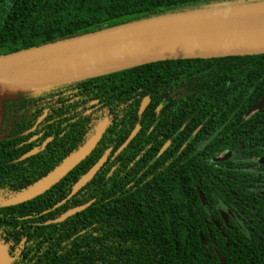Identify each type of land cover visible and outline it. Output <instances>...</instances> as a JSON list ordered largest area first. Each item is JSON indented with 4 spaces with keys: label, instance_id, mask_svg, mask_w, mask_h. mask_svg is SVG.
Segmentation results:
<instances>
[{
    "label": "trees",
    "instance_id": "obj_1",
    "mask_svg": "<svg viewBox=\"0 0 264 264\" xmlns=\"http://www.w3.org/2000/svg\"><path fill=\"white\" fill-rule=\"evenodd\" d=\"M260 2L264 0H0V55L168 15ZM263 96L264 55H256L155 62L3 98L2 119L11 103L16 125L24 121L15 119L21 110L27 127L46 111L38 125L42 131L72 128L68 115L75 107L92 110L87 138L103 116L109 120L96 147L70 176L32 200L0 206V243L11 264H219L214 248L226 264H264V196L246 190L248 186L264 190V164L256 161L264 158V106L244 122L256 125L248 127L253 133L247 144L216 145L215 152L209 145L200 147L209 156L198 163L195 187L206 204L225 203L231 211L228 225L219 229L205 223L206 209L195 188L180 179L177 167L158 163L166 153L148 169L142 158L129 160L144 155L151 133L176 130L180 113L190 117L188 125L206 129L215 117L235 116V109L248 112ZM144 97L150 102L139 115ZM158 106L162 110L156 113ZM135 126H140L139 132L119 158L112 159ZM53 139L59 140L54 135ZM223 149L234 152L230 165L239 168L227 178L219 176L218 163L215 169V162L208 160ZM103 155L107 161L94 178L56 207ZM246 156L247 166L260 169L245 172ZM39 180L0 178V199H9ZM15 186L19 189L11 191ZM85 205L66 220L51 223ZM209 212L219 219L217 211ZM41 218L49 223L34 226Z\"/></svg>",
    "mask_w": 264,
    "mask_h": 264
},
{
    "label": "water",
    "instance_id": "obj_2",
    "mask_svg": "<svg viewBox=\"0 0 264 264\" xmlns=\"http://www.w3.org/2000/svg\"><path fill=\"white\" fill-rule=\"evenodd\" d=\"M263 9L264 2H260L178 13L0 55V128L2 99L13 95L50 89L155 62L264 55V18L259 23L232 18L234 14ZM191 19L211 20L213 23L200 27L173 25ZM164 25L170 27L164 30H148L153 26ZM149 101L148 97L142 99L139 105L140 114ZM263 106L264 96L252 108L250 115L257 113ZM45 115L39 117L36 123H40ZM107 125L108 119H102L79 149L45 177L4 201L1 206L24 203L50 189L92 152ZM137 132L138 127L130 133L118 151L125 148ZM36 152L32 151L28 155ZM106 160L107 156H102L80 177L62 203L85 187ZM259 163H264V158L259 159ZM261 194L264 196V192ZM199 198L203 204L204 198L201 193ZM86 206L72 208L53 222H62ZM221 215L227 223L226 215L224 213ZM215 225L218 228V224ZM199 238L201 244L205 245L206 239L201 234ZM214 253L219 264H226L216 248ZM0 264H11L8 250L1 243Z\"/></svg>",
    "mask_w": 264,
    "mask_h": 264
},
{
    "label": "flooded vegetation",
    "instance_id": "obj_3",
    "mask_svg": "<svg viewBox=\"0 0 264 264\" xmlns=\"http://www.w3.org/2000/svg\"><path fill=\"white\" fill-rule=\"evenodd\" d=\"M10 105L11 103L7 104L4 109L1 123L2 131H0V150L3 152L0 155V178H3V180L9 179L23 182L25 179H42L89 139L87 138V116L91 114L92 110H83V108L78 107L71 108L68 118L71 124L74 125L72 128L61 131L56 126H53L42 131L38 128V125L41 122L38 124L36 122L43 114L47 115L46 111L36 118V121L32 126L27 127L28 124L26 123V117H24L25 113L23 110L18 113L20 116L16 117L15 119H24V121L19 122L17 125L15 122L12 123V121H14V112L16 109L11 108ZM161 110V106L155 108L156 113ZM167 110L169 111L171 109ZM251 110L252 109H250L248 112H245V110L240 111L239 109H235V112H237V115L235 116L225 115L219 118L215 117V122H213V124L206 129H202L201 126L194 127L193 124L188 125L190 117L187 116L186 118L185 115L180 113L178 117L179 123L176 126V130L171 129V131H167L166 129H163L162 131L151 133L153 134L152 139L147 143L146 148L142 150L144 155L140 154L134 158L130 157L129 160L137 161V159L142 158V162L146 163L144 169H148L147 167H150L154 161L158 159V157L166 153V155L158 163L164 162L165 166L168 165V167L170 166L172 168L176 166L180 174V179L184 184H191L192 187L195 188L196 194L200 201L199 193L201 192L195 187V183L199 177L197 170L199 161H206L209 156V151L215 152L217 150V148H213L216 145H225L231 143H242L241 145L247 144L248 136L253 133L249 131L248 127H256V125L254 126L252 124L248 125L244 123L248 118L253 116L250 115ZM79 111L82 113H79ZM229 111L232 110L230 109ZM138 114L140 115L139 108ZM104 118L107 117L103 116L101 120ZM185 118L187 121L186 123ZM136 127H138L139 132L140 126H135L131 132ZM152 129L153 126L150 127L148 133L152 132ZM53 135L58 137L59 140H54ZM123 143L113 152L111 155L112 159L119 158L121 152L128 146L127 145L121 151H118ZM189 144L190 148L185 150V147ZM208 145L211 146L210 150L206 151L205 153H201L200 147H205ZM32 151L37 152L33 155H28ZM234 158L235 154L233 151L223 149L216 157H211L208 160L210 162H215V169H217L216 163H218L219 168L217 171L219 172V176L226 175L227 178L230 177L232 173L234 174L236 171L238 172V166L235 168L230 165L232 162L230 160H233ZM245 159L247 160V156ZM259 159L261 158L256 159L258 164H264L259 163ZM220 162H224L225 164L221 165ZM247 162L248 160L244 162V166H242V169H244L245 172H254L260 169V167H257L256 165L247 166ZM75 167H77V165ZM224 167H227V170H223ZM72 170L68 172L64 178L70 176ZM136 170L137 167L134 170V173H136ZM17 189L19 188L15 186L11 189V191L15 192ZM246 190L260 194L264 192L263 189L260 190L250 186L246 187ZM6 200L0 199V206L1 203ZM59 204L61 205L62 201L59 202L56 207H58ZM201 205L206 209L205 213L209 218V221L205 222L207 225L209 222H211V224L216 227L215 223H217V229H219L222 225H228V217L231 215L228 204H206L204 199V203H201ZM189 206L190 208L195 209L198 207L196 204H190ZM211 210L218 212L219 219L214 218V214L209 212ZM45 213L46 212H44V214ZM221 213L226 215L227 223L224 222ZM19 221H21L20 218ZM53 221H51V223H54ZM47 223L49 222L44 221L43 218H41L40 221H36L35 219V222H33L34 226L36 224ZM208 239L211 240V237ZM21 243L23 244L24 240H21Z\"/></svg>",
    "mask_w": 264,
    "mask_h": 264
},
{
    "label": "bare ground",
    "instance_id": "obj_4",
    "mask_svg": "<svg viewBox=\"0 0 264 264\" xmlns=\"http://www.w3.org/2000/svg\"><path fill=\"white\" fill-rule=\"evenodd\" d=\"M232 18H234L235 20H239V21H244V22H257L259 23L260 21H263L264 18V9L261 11H254L251 13L248 12H243L240 14H234L232 16ZM237 18V19H236ZM213 23V21L211 20H187L184 22H180V23H174L173 25H178V24H182L184 26H189V27H200V26H206ZM170 26L168 25H164V26H153L151 28H148V30H164L169 28Z\"/></svg>",
    "mask_w": 264,
    "mask_h": 264
}]
</instances>
